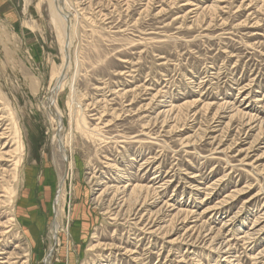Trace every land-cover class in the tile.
Instances as JSON below:
<instances>
[{"label": "rangeland", "instance_id": "374dc122", "mask_svg": "<svg viewBox=\"0 0 264 264\" xmlns=\"http://www.w3.org/2000/svg\"><path fill=\"white\" fill-rule=\"evenodd\" d=\"M51 1L0 0V264H264V0H57L67 61Z\"/></svg>", "mask_w": 264, "mask_h": 264}, {"label": "bare ground", "instance_id": "6f19581e", "mask_svg": "<svg viewBox=\"0 0 264 264\" xmlns=\"http://www.w3.org/2000/svg\"><path fill=\"white\" fill-rule=\"evenodd\" d=\"M54 1V2H53ZM50 3V20L52 21L53 26L55 27V31L57 32L58 37H60L62 40V51H63V58L64 61H67L69 58V45H70V31H71V21L69 19V13H66L62 10V8L58 5L59 2L57 0H53ZM69 4V3H67ZM53 5V6H52ZM54 7V8H53ZM49 10V9H48ZM76 17V16H75ZM73 32V31H72ZM108 58V57H107ZM106 58V59H107ZM77 61V60H76ZM68 66V65H67ZM65 68V65H64ZM65 70V69H64ZM64 75V71H63V65L62 68L59 70L58 74L54 76L55 81L50 89V96L48 98V107H49V111H51V115L54 118V120L57 122L58 128L63 126V124H61L62 120L60 118V111L58 109V107L56 106V93L57 91H59L62 88V80H63V76ZM73 89V88H72ZM71 89V90H72ZM74 91V90H73ZM74 94V93H73ZM72 98V97H71ZM161 101V100H160ZM155 104V103H154ZM60 130V129H59ZM56 140V142L58 143L59 149L62 153V159L66 160V172L69 171V168L71 167V161L68 159L67 155L64 154V143H63V139L60 136V133L58 132V134H54L53 136ZM59 151V152H60ZM61 158V157H60ZM61 159V160H62ZM17 165V164H16ZM65 165V164H64ZM71 171V170H70ZM67 175V174H66ZM65 176V174H64ZM64 176L60 177V181H59V189L57 192V196L55 198V201H53V206H57L60 196H61V189L63 187V182H64ZM65 184V183H64ZM140 190L142 189L141 187ZM64 189V188H63ZM118 190V189H117ZM122 193V192H121ZM132 194V193H131ZM131 194L128 195L127 199L132 200ZM63 199V198H62ZM139 199L138 197H136L134 199V202H137ZM56 211V210H55ZM56 222V221H55ZM54 222V224L52 225V233L54 235V239L55 241H59V237H58V232H57V224ZM221 227V226H220ZM254 234V233H253ZM226 235V234H225ZM224 240V239H223ZM226 246V245H225ZM228 252V251H227ZM17 253V252H16ZM15 253V254H16ZM49 255V254H48ZM48 255L45 257V261L48 260ZM256 257V256H255ZM8 261L11 258V255L8 254L7 256ZM13 258V257H12ZM9 264H12V262H8Z\"/></svg>", "mask_w": 264, "mask_h": 264}]
</instances>
